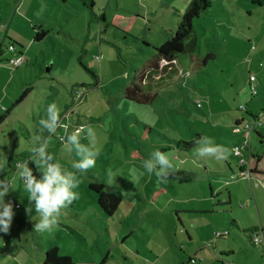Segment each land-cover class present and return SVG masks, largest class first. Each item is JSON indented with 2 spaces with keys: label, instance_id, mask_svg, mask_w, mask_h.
<instances>
[{
  "label": "rangeland",
  "instance_id": "1",
  "mask_svg": "<svg viewBox=\"0 0 264 264\" xmlns=\"http://www.w3.org/2000/svg\"><path fill=\"white\" fill-rule=\"evenodd\" d=\"M91 2L0 0V158H7L0 179L7 177L13 185L5 201H15L10 233H0V264H43L52 245L61 255L77 258L74 264H186L192 254L183 243H190L187 230L204 249L197 251L207 256L202 264H221L217 253L226 244H239L246 251L247 243L253 245L234 235L245 236L232 221L243 213L258 221L250 178L239 170L241 160L250 157L249 146L240 157L234 151L220 161V169L214 160L196 158L194 143L187 148L184 141L206 135L226 148L242 146L243 133L229 131L235 118H251L239 106L264 113V0H213L194 23L197 48L177 62L161 60L158 70L147 69L157 57L155 47L175 34L192 0H94L92 10L98 17ZM43 20L52 31L36 41ZM11 43L16 52L8 51ZM21 54L20 67L8 63ZM251 76L256 78L255 95ZM141 77L145 92L130 97L127 86ZM53 102L61 109V121L71 125L69 131L85 123L95 127L100 154L95 167L81 176L75 189L78 199L62 213L58 226L40 234L26 215L29 200L10 158L27 161L32 138L40 134L39 120L46 118L45 109ZM260 130L264 135V123ZM62 135L64 130L58 129L48 151L71 170L72 157L62 151ZM251 143L262 155L259 168H264V145L254 137ZM157 149L168 153L176 166L175 176L165 183L142 167ZM135 151L141 155H133ZM227 161L241 183L219 179L221 173H231ZM96 179L122 194L113 215L104 212L98 193L90 188ZM262 179L264 175L257 179L261 193ZM211 186L230 190L245 206H215L213 213L211 205L201 201L197 206L210 212L185 217L179 203L194 196L211 199ZM35 215L33 207L32 219Z\"/></svg>",
  "mask_w": 264,
  "mask_h": 264
},
{
  "label": "clouds",
  "instance_id": "2",
  "mask_svg": "<svg viewBox=\"0 0 264 264\" xmlns=\"http://www.w3.org/2000/svg\"><path fill=\"white\" fill-rule=\"evenodd\" d=\"M45 112L46 118L39 120L40 134L32 138L29 160L15 164L16 175L23 182L29 200L26 215L35 221L33 231L40 234L52 233L58 226L62 213L78 199L79 193L75 189L82 183L81 176L95 167L96 158L100 154L97 132L93 125L85 123L69 131L71 125L61 121V109L56 103H50ZM261 123H264V113L261 114ZM58 129L64 130V135L59 139L63 145L62 151L72 157L71 170L56 162L48 151L51 138ZM45 132L48 136H44ZM83 139H87L88 143H82ZM193 143V155L202 160L220 162L227 160L235 151L216 144L206 135L196 138ZM6 166L7 158H0V173L4 172ZM142 167L149 176L154 174L161 183L167 182L176 174V166L169 154L158 149L150 153L142 162ZM108 177V182L111 183L113 174L109 172ZM12 191V182L7 177L0 179V233L4 234L10 233L15 216L13 202L5 201V197ZM33 207L35 219H32Z\"/></svg>",
  "mask_w": 264,
  "mask_h": 264
},
{
  "label": "crops",
  "instance_id": "3",
  "mask_svg": "<svg viewBox=\"0 0 264 264\" xmlns=\"http://www.w3.org/2000/svg\"><path fill=\"white\" fill-rule=\"evenodd\" d=\"M11 20L13 22L15 21L14 15L12 16ZM0 22H2V21H0ZM43 22H44V20L42 21L41 25L45 29H49L50 31H52L51 27L47 24H43ZM33 26H34V24H33ZM101 26H103V24H101ZM5 32L7 34V31H5ZM101 32H102V30H101ZM3 68H5V67H3ZM248 109L254 115H259L257 113L258 111L255 110V108L253 109V108H250L248 106ZM226 124H228V123H226ZM230 125H231V128H229V131L231 130V132L234 133V127L235 126H232V124H229V126ZM261 133H262V131H261ZM262 135H263V133H262ZM263 137H264V135H263ZM256 139L258 140V138H256ZM244 141H245V136L243 135L242 142L244 143ZM259 145L262 146V145H264V143H261L259 141ZM236 146H240V145L238 143H236L233 146L229 145V148L235 149ZM248 146L250 149V157L247 159L248 160L247 162L244 160V162H246V164L242 168L244 170H246L247 173H248L250 168L254 171V173L251 174V176L249 175V178H250L249 179V185H250V189H251L252 194H253L250 197V200L251 201L253 200L255 202V207L257 208V213H258V221L255 220V218L253 216L246 214V213H243V215H241V216L240 215L236 216L234 221H232V222H233V224L238 226L243 231L245 236H243L239 232H235L234 235H240L242 237V239L244 240V242H246L245 241L246 239H249L253 246L251 247L249 245V243H247L248 244L247 245L248 251H247V249L245 251L244 246H241L239 244H236V245L226 244V245L222 246L219 249V252L217 253L219 262L221 264H264V244L256 245L253 242V233H258L260 235H263V237H264V203H263V200L261 201V197H262L261 195H264V190H262V193L259 191L260 183L257 180V179H260V176L264 175V168H259V163L262 160V155H260V153H256L253 151V146H252L251 142ZM255 157L259 158V160ZM254 159H256L255 163L253 162ZM216 164H217L218 168H220V169L223 168V166L221 164H219V162H216ZM227 167L229 168L231 173H229V172L221 173L219 175V179H226L227 177H229V179L233 180L234 184L241 183V182H239L240 176L233 169V167L230 165V163L228 161H227ZM207 169L208 168L205 167L206 171H207ZM239 170L242 173H244L246 176V172L241 170L240 163H239ZM35 174H37V173H35ZM254 180H255V185L253 184ZM224 181L229 182L230 180L226 179ZM262 187L264 188V179H262ZM210 194H211V196H210L211 199L206 198V197L198 198V197L194 196V198H190V199L185 200L184 202L179 203V204H183L182 206L179 207L180 212H183L185 217L189 216L188 213L191 215L197 214V216L200 217L203 212H210L209 209H211V208H212L213 213L216 212V211H213L215 206L223 207V205H230V204H231V207L236 205V206H239L240 208H243L245 206V204L243 205V202H241L239 200L238 196L234 195L233 192H231L230 190H227V192L225 193V192H222L220 188H217L215 190L214 187L211 186L210 187ZM195 198H197V199L193 200ZM192 200H193V202H192ZM201 201H202V204L207 202V204H208L207 206L211 205V208H204L207 210H203L202 207L197 206V204ZM192 203H195V204H192ZM19 213H21V212H19ZM181 220H182V218H181ZM182 222H183V220H182ZM187 235H188L187 237H188L191 244L188 243L187 241L185 242V240L183 241V243L186 244L185 248L186 247L189 248L188 251L192 250V254L190 255L191 257L189 258L187 263H191L193 261V259H195V261H196V262H194L195 264H198V263L202 264L203 261L201 259H203L204 261L207 260L206 255H204V256L200 255V252H202L204 250V249H202L203 247H201L197 243H195L196 238L193 235H191V233L188 230H187ZM194 246H195V248H194ZM199 250H201V251L197 252ZM19 252L24 254V256H28V253H26L24 249L19 250ZM19 252H17V254H19ZM243 253L245 256H243ZM198 256H199V258H198ZM73 259L77 260V258H73ZM43 261H44V259H43Z\"/></svg>",
  "mask_w": 264,
  "mask_h": 264
},
{
  "label": "trees",
  "instance_id": "4",
  "mask_svg": "<svg viewBox=\"0 0 264 264\" xmlns=\"http://www.w3.org/2000/svg\"><path fill=\"white\" fill-rule=\"evenodd\" d=\"M256 2V1H255ZM262 3V2H260ZM213 4V0H192L191 4L189 5L188 9L186 12L181 16V20L177 25L175 34L172 37H169L161 46L155 47L157 57L153 60V62L147 67L148 68H153L158 70L160 66V61L161 60H166V61H178V57L182 54H186L187 52H192L197 48L198 45V37L197 33L195 31L194 23L197 18L200 17V15L204 12L207 11ZM95 3L94 0L91 2V10L94 8ZM93 15L97 16L94 11L92 10ZM98 17V16H97ZM3 25V24H2ZM7 27V24H5ZM41 28L37 30L35 34V40L40 41L46 38L50 34L49 29H45L43 26H40ZM4 28V27H3ZM6 29V28H4ZM6 35V32H5ZM2 53L1 49V44H0V55ZM22 55V54H21ZM9 62V60H7ZM1 62V59H0ZM148 74L147 70L142 73V77H146ZM141 81L137 82L134 81L131 86H127L126 92H128L130 97H137L138 94H141L144 91V79ZM153 86V84H152ZM257 94V93H256ZM25 95V93L22 95V97ZM82 96V95H81ZM21 97V98H22ZM198 107H200V104L198 103ZM239 109L242 111H246L249 116L251 117L249 120H246L244 117L243 118H235V123H234V133L235 135H239L243 133L245 136V129L243 125L245 122L249 121L251 124H254V118L259 115H254L252 112L249 111L248 106L246 105H241L239 106ZM263 126L256 125L249 137V143L250 144L252 137L258 138V140L261 143H264V137L261 133L260 128ZM237 128H240L239 131H236ZM185 145H187V148L192 147L193 142L192 141H184ZM244 144V143H243ZM243 146V145H242ZM236 147H241V146H236ZM235 147V150H236ZM247 148V146L245 147ZM244 148V149H245ZM243 149V150H244ZM236 153V151H235ZM243 153V151H242ZM133 155L139 157L141 154L138 151H135ZM237 155V154H236ZM241 156V155H237ZM257 158V157H255ZM259 160V158H257ZM14 158H10V164L13 162V168L15 162L13 161ZM29 158H27V161ZM17 161V160H15ZM242 162H240V167L242 171H245L242 167ZM247 173V172H246ZM254 171L250 168L248 171V174L251 176ZM38 175V174H37ZM90 188L94 190L96 193H98L99 198L98 202L101 208L104 210V212L108 215H113L115 211H117L120 208L121 203L123 202V197L122 194L118 191H113V190H107L106 185L103 183L101 180H94L93 182L90 183ZM166 191V189H161V192ZM180 219V218H179ZM182 225L184 226L182 220L180 219ZM193 262V261H192ZM196 262V261H195ZM43 264H74V259L69 257V256H63L60 254L59 248L57 246H50L45 250V257Z\"/></svg>",
  "mask_w": 264,
  "mask_h": 264
},
{
  "label": "built area",
  "instance_id": "5",
  "mask_svg": "<svg viewBox=\"0 0 264 264\" xmlns=\"http://www.w3.org/2000/svg\"><path fill=\"white\" fill-rule=\"evenodd\" d=\"M2 27L6 28L5 24H3ZM16 48H17L16 45L14 43H11L9 45L8 51H10V52H16V50H17ZM23 61H24V56L23 55H20L18 57H14V58L9 59V62L8 63L11 64V65H13L14 67L18 68V67H20L22 65ZM255 81H256V78L254 76H251L250 77V86H251V92H252L253 95H255L257 93V90H256L255 85H254V82ZM254 120H255L254 121V124H251V122L247 121L243 125V127H244V129L246 131L245 132V141H244L243 146L236 147V150L235 151H236V154L237 155H242L243 149L246 146H248L249 137H250V133H251L252 129L256 125L261 126L263 124V123H261V116L260 115L259 116H256L254 118ZM239 130H240V128H237L236 129V131H239ZM19 162H21V161H19ZM15 164H16V162H15ZM15 164H14V167H15ZM241 164H242V166H244L246 164V162H242ZM14 170H15V174H16V169L14 168ZM248 176H249V174H248ZM12 202L15 203V201H14L13 198H12ZM17 207L20 208L21 207L20 204H17ZM217 236H224V234L218 233ZM253 242L256 245L264 244V237H263V235H260L258 233H253ZM193 261L195 262V259H193Z\"/></svg>",
  "mask_w": 264,
  "mask_h": 264
}]
</instances>
